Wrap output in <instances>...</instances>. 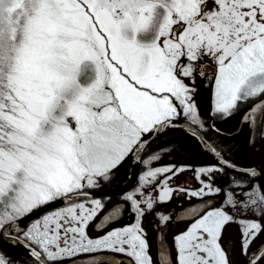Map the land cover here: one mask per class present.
<instances>
[{
  "label": "snow or ice",
  "instance_id": "snow-or-ice-1",
  "mask_svg": "<svg viewBox=\"0 0 264 264\" xmlns=\"http://www.w3.org/2000/svg\"><path fill=\"white\" fill-rule=\"evenodd\" d=\"M197 78L216 116L240 113L250 146L264 140V0H0V241L32 264H117L108 253L127 258L119 264H230L224 233L239 217L241 253L264 264V244L253 248L264 166L237 172L206 142L217 159L195 170V190L171 186L183 166H152L153 138L184 121L214 128L199 115ZM132 162L145 171L108 208L96 190ZM225 172L244 195L216 186ZM176 191L205 206L171 246L160 237L154 260L143 218ZM125 213L134 222L117 226ZM0 264L16 261L0 251Z\"/></svg>",
  "mask_w": 264,
  "mask_h": 264
},
{
  "label": "flooded vegetation",
  "instance_id": "flooded-vegetation-1",
  "mask_svg": "<svg viewBox=\"0 0 264 264\" xmlns=\"http://www.w3.org/2000/svg\"><path fill=\"white\" fill-rule=\"evenodd\" d=\"M247 106L248 105H242L241 107L245 108ZM216 119L217 120H210L208 124L214 125V128L208 127L206 130H210V132L217 136V142L212 141L209 138L207 140L217 147L218 150H220L229 160L234 161L238 166V169L243 170L242 166L254 165L257 166V171H259V168L264 166V140H261L259 137H257L255 147L253 148L250 146L248 130L242 124L240 113H237L227 119L222 120V118L218 116ZM185 122L190 123L188 121ZM192 126H194L199 132H201V134H203L202 130L197 126ZM181 131H183V133L186 135L189 134L190 136L187 135L186 137L179 138L176 136L170 138L164 137L160 140L163 146L157 147L154 145L151 149L154 148L153 150H155L156 154L159 155L162 167L174 165L177 167L183 166L186 169L171 180L170 183L173 188H187L189 190H195L199 187V181L196 178L195 170L199 169L200 167L213 166L216 163V157L208 154L205 147L196 138H193L190 132L184 129H181ZM184 143H188L191 146H188L185 149H180L177 147L176 150L172 148V146H182ZM216 143L218 145H223L224 148L218 147ZM202 148L205 151H202ZM141 155L145 156L146 154L142 153ZM144 171L145 166L142 163H139L138 175L135 182L128 189L120 191L129 182L133 172V162L131 164L125 163L118 170V172H116L115 176L110 182L103 184L100 189L96 190V192L112 191L114 193L100 195V197L96 196V198L101 199L105 202L108 208H111L112 205L117 201H121L126 192L132 191L137 186L139 176ZM234 177L235 172H225L223 174H218L215 177V184L217 187H221L223 189L224 195H226L232 189H235L234 195L236 198H239L244 195V193L240 188H237L236 185L230 186L228 183L229 180L233 179ZM140 183L143 182L140 181ZM244 184L246 185L247 181H244ZM212 200L214 201L210 202L219 204L221 202V196H216ZM201 203L203 202L199 198H194L184 192L176 191L168 202L157 204L155 206L156 210L154 212L150 211L145 215L142 226L148 235V239L151 244V254L154 260L156 259L157 249L160 245V237L163 236L166 238L167 244L171 246L173 237L186 227L191 215L190 209L193 207L199 209L200 207L198 206H201L202 208ZM160 214L171 217V220L167 225L160 224ZM245 215H247V213H245ZM101 219L102 218H100V220ZM100 220H98L96 223L98 224ZM134 220L135 218L133 215L125 213L117 226L131 224L134 222ZM239 220L240 218L237 217V222L232 223L224 233L230 264H247V257L244 256L240 250L242 225ZM88 231L92 236H96L98 233V229L91 225L89 226ZM261 244H264V236H261L256 240L253 248ZM0 251L15 260L16 264H25V262H27V264H32L25 249L18 247L17 245L0 241ZM114 258L117 261V264H119V261H126L127 259L126 257L112 253H108L104 257L106 260H112ZM76 264L82 263L77 260Z\"/></svg>",
  "mask_w": 264,
  "mask_h": 264
},
{
  "label": "rangeland",
  "instance_id": "rangeland-1",
  "mask_svg": "<svg viewBox=\"0 0 264 264\" xmlns=\"http://www.w3.org/2000/svg\"><path fill=\"white\" fill-rule=\"evenodd\" d=\"M195 90H196V103L199 110L200 117L204 120V122L208 125L210 120H217L216 115L211 110V89L208 81L197 78L195 81ZM220 120V119H219ZM223 120V119H222ZM176 137H186L187 135L183 133V131H176ZM174 150H176V146H172ZM160 159L156 160L153 163V167L162 168V164L160 163Z\"/></svg>",
  "mask_w": 264,
  "mask_h": 264
},
{
  "label": "water",
  "instance_id": "water-1",
  "mask_svg": "<svg viewBox=\"0 0 264 264\" xmlns=\"http://www.w3.org/2000/svg\"><path fill=\"white\" fill-rule=\"evenodd\" d=\"M178 127L180 128H183L187 131H189L191 133V130L192 129H195L198 133V137L196 138L203 146L205 144V142L207 143L208 146H214L209 140H207V138L201 134V132H199L194 126H192L191 124L187 123V122H182ZM154 139V138H153ZM215 147V146H214ZM216 148V147H215ZM218 150V148H216ZM219 152H221L220 150H218ZM222 153V152H221ZM223 154V153H222ZM224 155V154H223ZM225 156V155H224ZM217 159V158H216ZM138 169H139V163H136V162H133V172L131 174V178L129 180V182L120 190V191H123V190H126L128 189L130 186H132V184L135 182L136 178H137V175H138ZM237 172L239 171H243V170H240V169H236ZM259 172V171H257ZM114 192L112 191H101V192H96V196H99L100 195H106V194H113ZM211 201H214V200H211ZM202 207H204L203 203H201ZM201 208V206H198ZM102 219L100 220V222L98 224H100L103 220V217H101ZM22 248V247H21ZM80 263L82 264H92V261L90 258H86V259H82V260H78Z\"/></svg>",
  "mask_w": 264,
  "mask_h": 264
},
{
  "label": "trees",
  "instance_id": "trees-1",
  "mask_svg": "<svg viewBox=\"0 0 264 264\" xmlns=\"http://www.w3.org/2000/svg\"><path fill=\"white\" fill-rule=\"evenodd\" d=\"M176 131H181V129L179 130V129H177V128H174V129H170V130H168L166 133H164V134H162V135H159L157 138H155V140H153L152 142H151V148L155 145V146H157V147H161V146H163V144H161L162 142H160V140L162 139V138H164V137H173V136H177V135H175V132ZM202 132H203V134L207 137V138H209L210 140H212V141H215V142H217L216 140V135L214 134V133H212V132H210V130H202ZM188 136H190L189 134H187ZM217 144V143H216ZM188 146H191L190 144H188V143H184V145H178V146H176V147H178V148H180V149H185V148H187ZM217 146L218 147H221V148H224V146L223 145H221V144H217ZM154 149V148H153ZM202 151H205V150H203V148H202ZM207 152V151H206Z\"/></svg>",
  "mask_w": 264,
  "mask_h": 264
}]
</instances>
